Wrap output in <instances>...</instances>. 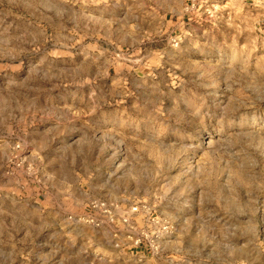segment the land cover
Here are the masks:
<instances>
[{
	"label": "rangeland",
	"instance_id": "1",
	"mask_svg": "<svg viewBox=\"0 0 264 264\" xmlns=\"http://www.w3.org/2000/svg\"><path fill=\"white\" fill-rule=\"evenodd\" d=\"M0 264H264V0H0Z\"/></svg>",
	"mask_w": 264,
	"mask_h": 264
},
{
	"label": "built area",
	"instance_id": "2",
	"mask_svg": "<svg viewBox=\"0 0 264 264\" xmlns=\"http://www.w3.org/2000/svg\"><path fill=\"white\" fill-rule=\"evenodd\" d=\"M142 208L144 209V210H146L147 208H145L144 206H142V205H136V206H134L132 209H131V213L133 214V215H137V214H140L141 213V211H142ZM154 223H158V221L157 220H152ZM139 243L140 242H136V244L137 245H139ZM157 248H155L154 247V250H156Z\"/></svg>",
	"mask_w": 264,
	"mask_h": 264
}]
</instances>
